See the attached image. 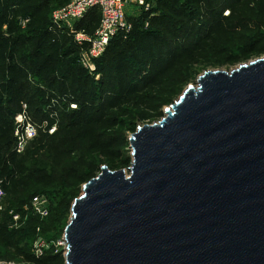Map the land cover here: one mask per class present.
Listing matches in <instances>:
<instances>
[{"label":"water","instance_id":"water-1","mask_svg":"<svg viewBox=\"0 0 264 264\" xmlns=\"http://www.w3.org/2000/svg\"><path fill=\"white\" fill-rule=\"evenodd\" d=\"M83 185L66 264H264V59L205 72Z\"/></svg>","mask_w":264,"mask_h":264},{"label":"trees","instance_id":"trees-1","mask_svg":"<svg viewBox=\"0 0 264 264\" xmlns=\"http://www.w3.org/2000/svg\"><path fill=\"white\" fill-rule=\"evenodd\" d=\"M187 1L194 9H206L207 0ZM225 1L221 12H203L198 22L180 0H159L160 14L145 12L143 17L129 20L131 32L117 36L95 60L94 74L101 78L96 84L89 71L78 66V57L88 47H80L73 34L54 28L53 13L49 19L57 0H0V181L4 191L18 193L30 184L52 187L62 181L76 188L96 178L98 167L92 161L75 159L84 146L106 155L129 145L127 137L103 133L107 114L123 105L150 102L155 99L150 95L171 79L179 91L202 51L215 56L237 41L245 56L264 55V35H248L242 9ZM225 10L230 11L229 16L224 15ZM84 19L82 31L94 35L101 12L94 9ZM177 23L183 24L176 27ZM176 29L184 31L188 39L181 38ZM72 105L77 108L69 110ZM22 114L41 127L30 143L51 151L50 173L39 170L24 175L31 148L25 153L15 149L16 134L22 128L16 118ZM54 124L57 130L50 134ZM35 263L65 261L52 256L35 259Z\"/></svg>","mask_w":264,"mask_h":264},{"label":"rangeland","instance_id":"rangeland-1","mask_svg":"<svg viewBox=\"0 0 264 264\" xmlns=\"http://www.w3.org/2000/svg\"><path fill=\"white\" fill-rule=\"evenodd\" d=\"M146 1L151 5L149 11L141 8L136 0H133L126 10L128 22L131 19L143 17L145 12L160 14L162 9L160 8L159 0ZM180 1L187 13H194L192 17H195L198 22H200L199 19L202 17L203 12L208 15L211 12H221L226 3H228L225 0H207L206 9L202 12L189 6L190 4L187 0ZM231 1L236 8L240 7L243 11V23L250 30L248 35L253 36L256 33L264 35V0ZM65 2L66 0H57L52 5L49 14L50 21L52 13L62 8ZM224 15L229 16L230 11L225 10ZM85 24L86 19H83L65 24L61 29L64 33L70 35L74 32L82 31ZM182 24L177 23L176 27H181ZM200 26L204 29L205 23L203 22ZM176 33L180 34L181 38L188 39L184 31L180 32L179 29H176ZM191 39L193 41L197 40V38ZM227 47L224 48V52L216 53L215 56L202 51L197 58V63L190 66L189 72L191 73L188 76L186 75L187 80L181 85L179 91H175L174 84L171 83L173 79H171L166 85L156 89L150 95V97H155V99L149 100L150 102L138 106L136 104H127L121 106L118 110L109 112L105 118V122L108 121V123L105 125L103 133H106L107 136L127 137L130 140V137L137 132L138 128L161 122L166 116V110L172 109L189 86H197L198 79L205 72L225 71L230 73L243 65L264 59V55L245 56L237 41H233L232 45ZM84 51L78 57V66L86 68L84 65ZM87 70L89 71L88 74L94 77L97 84L101 79L100 76H95L94 71L90 69ZM171 93H174V95L172 96ZM168 97L170 99L167 103L159 104V101L164 102ZM76 108V105H72L69 110H75ZM53 126L57 127L56 124ZM43 129L46 132L44 127ZM129 146L130 142L126 148H121L120 150L112 149L109 154L105 155L91 149V146L86 144L83 151L75 159L84 163L92 161L91 163L98 167L97 176L101 174L103 167H107L110 171L124 170L127 174H130L133 158ZM30 148V153L26 156L23 166L24 175H28L29 171L34 174L39 170L50 173L52 171L51 151L44 145L36 148L33 143H29L25 152ZM5 194V197L0 200V264H36L35 259L52 256L63 258L66 264L67 244L65 231L72 220L73 204L83 194V185L70 188L64 181L52 187L30 184V186L21 189L18 193L6 191ZM39 208H46L49 211V216L41 217L38 213ZM31 258L32 262L29 260Z\"/></svg>","mask_w":264,"mask_h":264},{"label":"built area","instance_id":"built-area-1","mask_svg":"<svg viewBox=\"0 0 264 264\" xmlns=\"http://www.w3.org/2000/svg\"><path fill=\"white\" fill-rule=\"evenodd\" d=\"M67 4L56 10L52 15L54 28L61 29L65 24L83 20L92 10L98 9L101 12L100 25L94 35L85 31L72 33L76 43L80 47H88L84 51V65L87 69L95 71V60L100 59L106 52L110 43L119 35H128L132 30L131 23L127 20V7L133 0H67ZM139 6L150 10L151 5L146 0H136ZM27 21L24 22V25ZM148 26V24H147ZM17 123L22 125L21 131L16 134L17 143L15 149L23 153L27 145L39 134V127L25 114L19 115ZM47 125L44 126L47 127ZM57 127L49 128V133L54 134ZM5 197L3 182L0 181V200ZM39 202V200H37ZM41 217H48L49 211L46 208H39ZM18 218V217H16ZM42 255V253L40 252ZM39 254V256H40Z\"/></svg>","mask_w":264,"mask_h":264}]
</instances>
